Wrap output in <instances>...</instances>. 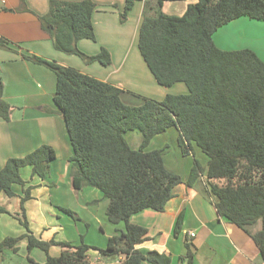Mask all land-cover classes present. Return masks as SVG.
<instances>
[{
    "label": "trees",
    "instance_id": "obj_1",
    "mask_svg": "<svg viewBox=\"0 0 264 264\" xmlns=\"http://www.w3.org/2000/svg\"><path fill=\"white\" fill-rule=\"evenodd\" d=\"M137 1L155 4L152 15L145 14L138 34L146 65L160 86L184 84L187 94H169L163 101L145 99L140 106H131L122 100V90L110 83L38 56H24L56 75L54 103L74 149L69 160L73 187L101 191L109 200V222L125 224V230H118L105 249H93L102 257H121V264L172 263L159 251L138 249L148 239L147 230L132 224L131 218L148 209L164 212L174 189L183 182L167 169L163 149L147 151L156 136L176 128L184 156L196 146L208 158L206 176L210 192L218 199L219 215L247 232L261 224L252 238L264 261V62L250 49L221 50L213 39L219 29L240 18L264 22V0H198L181 16L168 15L162 8L166 2L186 0H126L123 20ZM95 10L92 0H50L48 13L39 20L58 51L108 66L111 58L106 49L89 57L78 48L81 40H96ZM1 44L10 49L0 39ZM9 108L0 82L4 119ZM134 131L143 136L137 150L126 139ZM55 158L52 148L41 146L22 158L9 159L0 171V193L15 195L14 185H24L21 169L26 166L44 179ZM200 171L195 160L188 186L194 185ZM182 219L178 218L176 234ZM22 239L27 240L29 252L37 248L47 254L44 263L29 258L32 264H91V246L44 242L29 230L24 236L0 240V253H17ZM52 245L63 248L59 256L50 255Z\"/></svg>",
    "mask_w": 264,
    "mask_h": 264
},
{
    "label": "crops",
    "instance_id": "obj_2",
    "mask_svg": "<svg viewBox=\"0 0 264 264\" xmlns=\"http://www.w3.org/2000/svg\"><path fill=\"white\" fill-rule=\"evenodd\" d=\"M92 1L96 4L92 17L96 40H81L78 48L89 57L106 49L111 58L108 66L98 61L88 63L78 55H68L54 47L39 20L48 13L50 0L0 2V39L10 48L0 45L2 99L10 106L8 119L0 116V171L9 159L22 158L41 146L52 148L56 154L44 179L34 174L32 167L26 166L21 169L24 185H14L15 195L10 197L0 193V209L5 210L0 213V240L24 236L29 230L44 242H67L74 246L85 243L105 249L108 240L124 229L121 224L109 222L106 215L109 200L101 191L73 187L69 160L74 149L65 121L54 103L56 75L46 65L33 63L24 56H38L110 83L122 90V100L131 106H140L145 99L163 101L169 94L188 93L184 84L171 88L160 86L138 48L141 23L146 13L152 15L154 3L137 1L123 20L126 0ZM197 1L166 2L162 11L181 16ZM248 19L244 22L247 28L255 21ZM240 21L242 18L215 33L214 43L219 49L242 50L238 48L237 35L238 31L243 33L237 29ZM135 133L128 132L126 139L137 150L143 136ZM178 138L179 131L171 128L156 136L147 148V151L163 149L167 169L180 175L183 182L174 189L173 198L164 212L148 209L131 218L132 224L147 230L148 239L138 249L159 251L171 258V264H264L252 238L261 229V224L250 227L247 232L219 215L218 199L210 192L206 176L208 158L196 146L184 156ZM173 146H177L178 152L168 158ZM195 160L202 171L190 187L187 181ZM25 192H28L27 197ZM180 216L182 226L176 234ZM18 247L17 253L12 250L0 253V264H32L29 258L37 263L46 262L47 254L41 249L29 252L26 239H22ZM62 251L61 246L52 245L50 255L57 257ZM111 259L102 257L98 251L88 252L91 264L123 261L121 257Z\"/></svg>",
    "mask_w": 264,
    "mask_h": 264
},
{
    "label": "rangeland",
    "instance_id": "obj_3",
    "mask_svg": "<svg viewBox=\"0 0 264 264\" xmlns=\"http://www.w3.org/2000/svg\"><path fill=\"white\" fill-rule=\"evenodd\" d=\"M167 11H168V13H171L170 10H167ZM247 19L245 17L242 18V21H240L241 23H239L238 28H237L238 30L243 32V33H240L239 31L237 32V35L239 37L238 48L250 49L254 52L256 51L258 54L256 52L255 53L259 56L261 61L264 62V22H260V21L255 20V21H253V23L250 22L251 26L250 27L248 26V28H247V26L244 25V22ZM246 22H248V21H246ZM136 132L138 133V131H136ZM137 133H135V134H137ZM177 152H178L177 146H175V147L173 146L168 158H173V156L176 155ZM221 182H223V181H220V183ZM106 215H107V212H106ZM120 224H121V226H124L123 230H125V224L124 223H120ZM97 232H99V230H97ZM99 233H101V232H99ZM91 247H92L91 250L97 251L96 249H93V248H97V246H91ZM115 258L116 257H112L111 260H114ZM121 262H122V260H121ZM121 262H119V264H121Z\"/></svg>",
    "mask_w": 264,
    "mask_h": 264
},
{
    "label": "built area",
    "instance_id": "obj_4",
    "mask_svg": "<svg viewBox=\"0 0 264 264\" xmlns=\"http://www.w3.org/2000/svg\"><path fill=\"white\" fill-rule=\"evenodd\" d=\"M191 236L194 237V234L191 233Z\"/></svg>",
    "mask_w": 264,
    "mask_h": 264
}]
</instances>
